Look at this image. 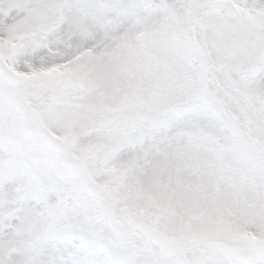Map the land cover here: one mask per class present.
<instances>
[{"label": "snow or ice", "instance_id": "obj_1", "mask_svg": "<svg viewBox=\"0 0 264 264\" xmlns=\"http://www.w3.org/2000/svg\"><path fill=\"white\" fill-rule=\"evenodd\" d=\"M0 264H264V0H0Z\"/></svg>", "mask_w": 264, "mask_h": 264}]
</instances>
